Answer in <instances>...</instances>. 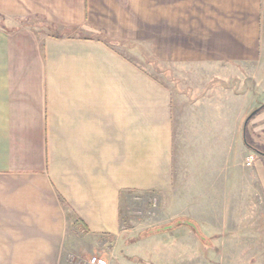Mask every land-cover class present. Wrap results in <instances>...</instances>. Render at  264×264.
I'll return each instance as SVG.
<instances>
[{
    "label": "crops",
    "instance_id": "0c3cea01",
    "mask_svg": "<svg viewBox=\"0 0 264 264\" xmlns=\"http://www.w3.org/2000/svg\"><path fill=\"white\" fill-rule=\"evenodd\" d=\"M258 138L264 0H0V264L110 252L130 193L200 212L197 242L252 263Z\"/></svg>",
    "mask_w": 264,
    "mask_h": 264
},
{
    "label": "rangeland",
    "instance_id": "374dc122",
    "mask_svg": "<svg viewBox=\"0 0 264 264\" xmlns=\"http://www.w3.org/2000/svg\"><path fill=\"white\" fill-rule=\"evenodd\" d=\"M129 51L132 60L141 61L137 54ZM143 66L152 74H158L146 61ZM160 72L159 76L163 77V69ZM261 138L257 139L258 144L254 146L263 149L264 144H259L262 142ZM161 208V201L157 196L145 194L142 197L137 196V193H130L123 207L121 243H115L110 252L107 251L110 241L106 245L98 243L97 251L93 252L92 241H78L76 249H79L80 254L71 252L66 257L64 255L61 264H83L86 259L98 254L106 259L107 264H264V246L256 247L257 256L252 263L243 262L244 254L238 259L240 263L232 262V255L227 250V257L221 254L220 258L216 245L208 247L196 240H203L207 236V230H203L204 215L194 212L173 219L176 215ZM175 222L177 224L173 225ZM208 232L211 234V231Z\"/></svg>",
    "mask_w": 264,
    "mask_h": 264
},
{
    "label": "built area",
    "instance_id": "2783aa9c",
    "mask_svg": "<svg viewBox=\"0 0 264 264\" xmlns=\"http://www.w3.org/2000/svg\"><path fill=\"white\" fill-rule=\"evenodd\" d=\"M254 160V154L250 153L246 157L245 164L251 165L252 161ZM83 264H107L106 259L100 257V256H91L90 258L86 259Z\"/></svg>",
    "mask_w": 264,
    "mask_h": 264
},
{
    "label": "trees",
    "instance_id": "16d2710c",
    "mask_svg": "<svg viewBox=\"0 0 264 264\" xmlns=\"http://www.w3.org/2000/svg\"><path fill=\"white\" fill-rule=\"evenodd\" d=\"M259 109H260V108H257V109H255L254 111H252V112L248 115L247 120H249L251 117H253ZM246 141H247V140H246ZM246 143H247V145H248L252 150L256 151L257 153L264 154V148H263V149H260V148H258V147H256V146L250 144L248 141H247Z\"/></svg>",
    "mask_w": 264,
    "mask_h": 264
},
{
    "label": "water",
    "instance_id": "95a60500",
    "mask_svg": "<svg viewBox=\"0 0 264 264\" xmlns=\"http://www.w3.org/2000/svg\"><path fill=\"white\" fill-rule=\"evenodd\" d=\"M177 223H178V221H177ZM177 223L175 222L173 225H176ZM179 223H181V222H179Z\"/></svg>",
    "mask_w": 264,
    "mask_h": 264
}]
</instances>
